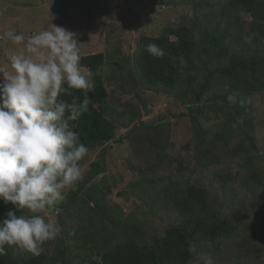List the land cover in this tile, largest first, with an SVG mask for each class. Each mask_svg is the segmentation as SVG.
Instances as JSON below:
<instances>
[{"label": "rangeland", "instance_id": "374dc122", "mask_svg": "<svg viewBox=\"0 0 264 264\" xmlns=\"http://www.w3.org/2000/svg\"><path fill=\"white\" fill-rule=\"evenodd\" d=\"M221 9V0H0V34L15 30L24 33L27 38L30 33L50 29L55 24L75 34L81 56L94 52L104 55V64L98 74L110 105L113 137L88 147L86 156L80 161L83 178L85 173L90 174L91 163L96 165L97 174L89 177L91 183L83 186L70 205L64 206L63 201L47 210L46 216L56 221L61 229L54 240L42 246L51 259L59 258L62 245L70 244V236L66 232H75L76 229L81 234H90L92 244L99 249V253H96L89 244H85L90 249L87 259L99 260L107 246L120 240L119 236L116 239L109 237L112 230L110 219L104 216H101V220L94 218L96 211L91 209L93 202L89 199L91 188L93 192L90 194L106 206L105 211L110 213L113 210L121 218L119 233L125 226H129L132 232V226H135L141 233L143 231L144 236H148L160 232L172 219L173 212L164 207L160 195L164 186L162 180L170 178L181 183L196 180L213 190L218 186L214 174H228L231 183L224 187V191L218 190L222 207L228 214L229 211L241 209L247 215L248 222L259 225L248 205L255 202L257 207L261 206L264 186L256 197L248 198L242 185L245 165L238 158L239 153L231 156L229 152L230 146L240 139L235 138L234 134V139L227 142L217 134L233 114L238 116L240 113L243 121L239 122L237 128L253 136L256 154L260 156L257 162L264 168V89L255 92L251 87L248 97L245 89L235 90L236 83L231 88L225 77L220 79L218 72L213 73L215 67L228 63L231 51L235 49L241 52L245 45H238L247 40V36L241 32L246 26L239 28V40L230 37L235 24L229 21L224 50L220 45L212 44L208 37H215L225 21ZM243 18L246 21L251 19L249 15H243ZM178 24H185L194 31L196 45L192 56L195 61L198 56L203 62L208 59L212 62L209 64L212 77L199 102H193L190 96L183 95L185 84L182 82L171 94L144 84L135 73L134 57L140 36H159L166 26ZM118 40L119 47L116 46L114 50ZM19 50V46L11 41L0 39V68L11 72L10 56ZM197 77V82H202L200 72ZM90 85L86 95L93 101L91 77ZM239 96L250 99L251 103L241 107L237 102ZM232 104L236 106L235 109L231 107ZM191 105L201 106L202 113H196L199 119L196 124L191 122L189 116ZM229 123L235 131L233 120ZM197 136L203 137L200 146ZM243 146L247 148L245 141L240 152L244 150ZM201 149L211 153L209 158L213 159L214 164L198 165L195 154ZM243 155L242 151L240 156ZM72 189L76 190L77 184L65 191L69 193ZM23 211L25 213L20 214L30 215L27 209ZM261 217L264 219V215ZM251 244L257 252L249 258L239 254L237 249H229L227 242L213 249L202 245L194 249L206 252L215 264H237L238 258H245L244 262L249 260L264 264V239L258 231ZM8 250L12 252L11 256L28 257L31 254L6 246V252ZM54 264L63 263L56 259ZM190 264H196L195 254Z\"/></svg>", "mask_w": 264, "mask_h": 264}, {"label": "trees", "instance_id": "16d2710c", "mask_svg": "<svg viewBox=\"0 0 264 264\" xmlns=\"http://www.w3.org/2000/svg\"><path fill=\"white\" fill-rule=\"evenodd\" d=\"M221 4V14L225 17L224 24L215 37L210 35L208 39L212 40V44L220 45L224 50L223 42L228 37L227 31L230 26L229 21H231L235 25L233 37L231 35L230 37L233 40H239V28L246 26L241 29V32L247 36V40H243L238 45H245L241 52H236L235 49L231 51L228 63L215 67L213 73L218 72L220 79L225 77L231 88L232 84L236 83L235 90L245 89V93L249 97L251 87L255 92L264 89V0H221ZM243 15H249L250 21H246ZM171 37L174 38L171 39ZM118 43L119 40L114 45V50L116 46L119 47ZM149 43H156L165 49L166 56L163 58L151 56L145 48ZM194 45H196L194 31L185 24L166 26L159 36L142 35L137 41L136 56L134 57L135 73L144 84L171 94L182 82L185 84L183 95L190 96L193 102H199L204 96V92L207 91L205 90L208 87L207 83L212 77V73L209 71V64L212 62L210 59L203 62L198 56L195 61L192 56L195 51ZM80 63L81 66L92 72L94 100H89L88 113L82 115L73 124L75 125L74 131L79 133L81 142L88 148L110 140L113 137L114 126L109 119L111 110L107 93L101 76L98 74L100 67L104 64L103 53L85 54L81 56ZM199 72L202 74V82H197ZM74 95L82 100L86 93L80 90L74 92ZM217 97L219 98V96ZM241 99L247 98L239 96L237 102ZM231 107L236 108L234 104ZM189 111L191 122L198 123L199 119L196 113H202L201 106L191 105ZM239 115L233 114L217 135L227 142L234 139V134L235 138L240 139L230 146L229 152L231 156L239 153L238 158L245 165L242 185L250 199V197H256L260 188L264 186V168L257 162L260 156L256 154L257 147L253 136L244 129L237 128L239 122L243 121V117ZM231 120L234 122L235 131L232 130L229 123ZM198 129L200 130V128ZM197 141L200 146L203 143V137L197 136ZM243 141L247 143V148L243 146L244 155L240 156ZM209 154L211 155L210 152H204L203 149L195 154L199 166L214 164L213 159L209 158ZM95 166L94 163H91L90 174L86 175L85 173L84 178L77 183V189H72L67 193L64 206L70 205V202L81 193L83 186L88 182L91 183L92 179L89 177H94L97 174ZM214 179L218 186L213 190L196 180H187L185 183L173 181L174 179L170 178L162 180L164 186L161 187L160 195L164 207L172 210L173 215L171 221L167 222L160 232L151 233L148 236H144L143 231L141 233L135 226H132V232L129 231V226H125V229L119 233L121 218L113 213V210L107 213L106 206L99 203L90 194L93 192V188H91L89 199L93 202L91 209L96 211L94 218L101 220V216H104L107 220L110 219L109 224L112 230L109 237L112 236L116 239L119 236L120 240L107 246L99 260L87 259L86 255L90 253V249L86 248L85 244H89L91 249L96 250V253H99V249L97 245L92 244L93 239L90 234H81V231L76 229L75 232H66L70 236V244L62 245L60 256L56 259L62 261L63 264H190L194 257L191 249L200 245L213 249L224 242H227L229 249H237L239 254H245L248 258L252 257L257 251L250 243L257 231L264 239V219L261 217L264 215V211H262L264 201L260 207H257L255 202H250L248 205L252 217L258 219L259 225L248 222L247 215L241 209L229 211L228 214L222 207L218 190L224 191V187L231 183V178L228 174H214ZM141 196L144 197V195ZM9 207L12 205L4 206L0 203V217H3ZM21 212L25 213L23 210ZM8 251L5 255H0V264H54L56 261V259H51L45 251H42L39 256L30 254L28 257L11 256L12 252ZM244 260L245 258H238L237 264H260L258 261L246 260L244 262Z\"/></svg>", "mask_w": 264, "mask_h": 264}, {"label": "clouds", "instance_id": "9594fccd", "mask_svg": "<svg viewBox=\"0 0 264 264\" xmlns=\"http://www.w3.org/2000/svg\"><path fill=\"white\" fill-rule=\"evenodd\" d=\"M0 39L20 48L10 56L12 71L0 68V203L12 205L0 217V255L7 246L39 256L61 231L47 210L83 178L80 161L88 148L73 122L88 113L90 98L80 100L74 92L88 94L92 72L82 68L79 42L63 26L52 24L27 38L6 30ZM145 48L155 58L166 56L156 43ZM23 209L30 215L20 214ZM191 251L196 264H215L206 252Z\"/></svg>", "mask_w": 264, "mask_h": 264}]
</instances>
